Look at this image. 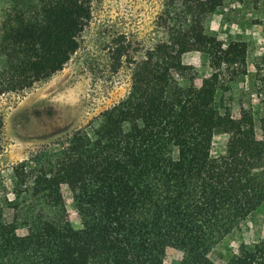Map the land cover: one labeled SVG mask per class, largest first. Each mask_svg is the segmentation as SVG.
Returning a JSON list of instances; mask_svg holds the SVG:
<instances>
[{"label":"trees","instance_id":"trees-1","mask_svg":"<svg viewBox=\"0 0 264 264\" xmlns=\"http://www.w3.org/2000/svg\"><path fill=\"white\" fill-rule=\"evenodd\" d=\"M180 1L185 23L136 64L129 95L58 154L82 227L70 221L57 175L23 161L14 196L5 185L0 196V264H163L170 247L184 253L182 264H215L214 245L264 204V126L259 139L250 111L235 118L216 106L226 76L245 71L248 45L225 47L206 32L204 16L225 0ZM91 15V0H0V95L61 71ZM194 50L210 56L214 71L200 86L183 62ZM218 132L229 135L227 152L213 157ZM5 206L14 227L27 229L13 244ZM228 264H264V243L241 246Z\"/></svg>","mask_w":264,"mask_h":264},{"label":"rangeland","instance_id":"rangeland-1","mask_svg":"<svg viewBox=\"0 0 264 264\" xmlns=\"http://www.w3.org/2000/svg\"><path fill=\"white\" fill-rule=\"evenodd\" d=\"M180 0H91L92 15L80 33L79 48L64 68L31 88L0 95V196H7L17 181L14 167L23 161L57 175L70 221L82 227L74 195L57 171L58 154L67 137L85 128L103 111L125 99L132 87L136 64L148 50L170 38L186 16ZM188 23H190V17ZM206 32L223 42L245 41L248 45L245 71L234 80L226 76L216 95L221 113L239 118L250 111L257 138L264 126V0H225L216 11L204 16ZM119 51L123 54L119 56ZM194 67V83L202 84L213 74L210 56L199 50L183 55ZM1 66L4 65L0 57ZM177 78H181L174 73ZM183 84L185 80L181 79ZM229 135L218 132L212 142V156L227 152ZM14 211L3 208L4 235L8 244L27 233L15 228ZM264 243V204L209 253L215 264H228L241 246ZM184 253L167 248L163 264H182Z\"/></svg>","mask_w":264,"mask_h":264}]
</instances>
